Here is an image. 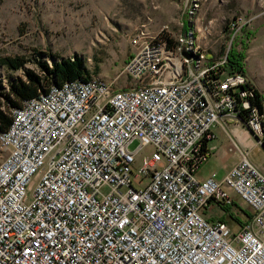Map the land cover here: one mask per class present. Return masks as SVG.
<instances>
[{
    "label": "built area",
    "instance_id": "2783aa9c",
    "mask_svg": "<svg viewBox=\"0 0 264 264\" xmlns=\"http://www.w3.org/2000/svg\"><path fill=\"white\" fill-rule=\"evenodd\" d=\"M247 24L236 15L232 37ZM128 42L119 88L90 75L19 107L0 96L11 119L0 131V264H264V167L229 133L241 124L264 147L256 87L228 69L229 48L209 60L191 29L142 24ZM214 126L238 158L201 180ZM239 202L249 215L236 230L202 216Z\"/></svg>",
    "mask_w": 264,
    "mask_h": 264
},
{
    "label": "rangeland",
    "instance_id": "374dc122",
    "mask_svg": "<svg viewBox=\"0 0 264 264\" xmlns=\"http://www.w3.org/2000/svg\"><path fill=\"white\" fill-rule=\"evenodd\" d=\"M196 1L197 11L189 17L191 0H0V56L24 55L29 59L25 68L36 69L37 50L49 62L78 55L90 75L113 81L119 88L128 83L119 73L131 52L128 36L138 27L144 24L150 32L166 27L173 37L191 29L209 60L231 47L244 55V72L260 93L264 112V0ZM238 14L248 24L232 37L228 24ZM16 76H23V70L0 66L4 83ZM212 130L217 135L213 143L221 149L226 136L219 128ZM147 151L144 148L140 156ZM219 158L213 154L200 174L207 176L219 168ZM237 205L242 211L246 208L242 202ZM224 213L212 205L202 216L215 220Z\"/></svg>",
    "mask_w": 264,
    "mask_h": 264
},
{
    "label": "trees",
    "instance_id": "16d2710c",
    "mask_svg": "<svg viewBox=\"0 0 264 264\" xmlns=\"http://www.w3.org/2000/svg\"><path fill=\"white\" fill-rule=\"evenodd\" d=\"M35 56L36 69L25 68L29 59L24 55L0 56V66L12 71L23 70V76L10 77L7 84L5 83L6 86L3 84V78H0V96L8 105L19 107L23 100L34 97L41 91H46L52 84L60 85L68 80H86L90 77L83 59L78 55L67 58L54 57L50 60L51 62L43 57V52L39 50L36 51ZM243 59L244 55L231 47L227 52L228 69L244 72ZM255 96L257 106L263 110L257 89ZM10 121L9 115L0 108V131L6 129Z\"/></svg>",
    "mask_w": 264,
    "mask_h": 264
},
{
    "label": "crops",
    "instance_id": "0c3cea01",
    "mask_svg": "<svg viewBox=\"0 0 264 264\" xmlns=\"http://www.w3.org/2000/svg\"><path fill=\"white\" fill-rule=\"evenodd\" d=\"M187 28V27H186ZM185 31V29H184ZM246 74V73H245ZM248 80L252 83L249 77ZM253 84V83H252ZM254 85V84H253ZM214 128H219L225 136H226V145L221 149H218L216 143H213L216 140L217 135L214 134V139L208 141L207 145L209 149H211V155L208 159V162L211 160L212 155H216L217 158L220 157V167L215 171L211 172L207 176H202L201 169L198 171V178L203 180L209 176H214L216 178H221L224 173L228 170L230 166H232L237 161V155L229 150L230 141L228 135L218 126H214ZM229 133L233 136L244 148H246L249 152L250 159L258 164L259 166L264 167V147H258L255 145L254 137L251 133L247 132L243 125H230ZM226 213L219 216L218 219L215 220H223L225 221L232 229L236 230L239 228L240 224L247 218L249 215V210L245 208L243 211L238 210L236 207L229 206L226 208H222ZM227 215L228 220L225 219ZM242 217H241V216ZM230 220V221H229ZM213 221V220H211Z\"/></svg>",
    "mask_w": 264,
    "mask_h": 264
},
{
    "label": "water",
    "instance_id": "95a60500",
    "mask_svg": "<svg viewBox=\"0 0 264 264\" xmlns=\"http://www.w3.org/2000/svg\"><path fill=\"white\" fill-rule=\"evenodd\" d=\"M182 54L189 57L188 53L185 51V47L183 46L182 47Z\"/></svg>",
    "mask_w": 264,
    "mask_h": 264
}]
</instances>
